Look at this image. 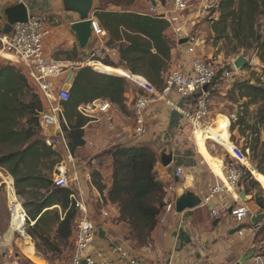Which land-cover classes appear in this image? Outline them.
<instances>
[{"label":"trees","instance_id":"trees-1","mask_svg":"<svg viewBox=\"0 0 264 264\" xmlns=\"http://www.w3.org/2000/svg\"><path fill=\"white\" fill-rule=\"evenodd\" d=\"M106 1L126 6L135 2ZM218 8L221 17L214 27L216 32L222 33L230 26L240 47L255 50L264 65V40L259 30L264 24V0H221ZM94 17L106 32V47L119 52L133 75L142 76L161 89L171 64L172 42L167 35L169 22L151 13L115 12L101 7L95 8ZM93 63L89 65L94 70L84 67L76 72L70 89L72 98L63 105L68 120L62 129L72 153L83 145V127L89 122L77 113L78 107L106 99L123 109L124 95L130 91L127 82L116 77L123 74L120 69H114L110 60L102 61L104 65ZM233 89H238L241 97L249 99L250 103L262 105L258 119L251 127L253 134L260 133L264 127V87L247 81L236 83ZM32 90L20 69L11 64L0 65V167L15 180L17 195L28 216L27 233L41 252L40 242L44 247L53 246L49 233L53 228L56 240L65 243L71 240L76 212L70 205V191L54 186L53 173L61 156L40 138L39 116L43 112V103ZM237 125H246L244 117L232 123L231 132ZM245 132L240 129L243 137ZM108 155L113 158V174L107 199L119 207V222L129 226L127 238L142 244L158 226L165 208V187L155 170L158 156L152 149L142 146V142L115 145ZM257 171L264 175L263 164ZM249 179L251 174L248 172L243 181ZM251 183L258 185L253 179ZM94 184L103 194L104 187L100 183ZM256 203L264 213V199L256 198ZM54 205L60 206L62 215L57 210L43 214L45 209ZM31 222L35 224L31 225Z\"/></svg>","mask_w":264,"mask_h":264},{"label":"built area","instance_id":"built-area-1","mask_svg":"<svg viewBox=\"0 0 264 264\" xmlns=\"http://www.w3.org/2000/svg\"><path fill=\"white\" fill-rule=\"evenodd\" d=\"M196 1L200 3V8L193 9V3ZM21 3L24 4V0H17V4ZM217 3H219V0H174L173 10L170 12L159 11L157 6L151 5L149 13L162 17L169 22L177 38V43L187 39V43L184 46L187 54L193 56V61L189 72L185 71L182 64H176L165 76L164 86L161 89H157L144 77L133 75L126 63L122 59L120 60L125 69L131 74L130 79L123 77L129 83L132 80L136 84L134 86L130 83L129 87L138 93L141 92V94L133 103V126L131 128L125 126L115 130L113 140L116 145L138 144L148 138L149 123L147 111L153 104L158 102H164L176 109L189 122L193 131L198 127L210 126L208 122L212 116L213 92L217 89L220 81L233 78L237 68L232 66L231 69H220L216 58H208L201 53V46L204 42L188 30L194 16L192 13L197 15L202 8L216 6ZM187 17L189 19L181 31L177 27L178 20L179 18ZM5 27L6 23L0 25V52L12 58L7 59L1 56L8 62L16 64L27 79L32 81L43 94L48 108L43 110L39 116V129L45 133V142L49 147L60 146L68 151V162L74 168L72 172L68 168L67 163L63 162L57 166V173L54 174L53 178L56 188L70 191V205L76 212V238L71 264H146L125 244L118 245L113 249V253L116 255L115 260H112L102 249L96 246V241L99 238V227L96 223L95 212L89 198L86 196L84 185L80 181L75 167V158L70 153L68 140L62 129L63 105L72 98L69 88L71 82L68 80L63 88H57L51 82L52 79L69 72L67 66L63 65L65 63L53 61L46 55L45 44L47 39L51 37L54 28L52 19L43 14H29L28 21L15 24L10 34H5ZM105 37L106 32L100 27L97 20L92 19V39L90 42L98 41L101 44V49L96 48L89 59L96 62L101 61L99 58L103 55L101 50L114 55L116 51L106 47ZM105 59L110 60L106 57L102 61ZM206 87H208L207 90L205 89ZM173 95L181 100L190 102V107L186 109L178 106L172 101ZM77 111L79 115L89 119L91 123L100 122L104 117L107 118L108 122H112L113 104L106 99H97L88 104H83L78 107ZM112 129H114L113 126ZM82 141L90 148H94V144L88 142L85 136L82 137ZM221 146L226 150L227 156V160L223 162L224 179L218 178L219 182H216L204 193H201V205L209 208L214 218L219 217L222 213L231 216L236 228L243 227L236 233L239 237H244L247 229H250L252 234L256 235L257 231L264 226V213L262 217L257 216L259 220L254 223V219L257 218L255 217L251 226L247 227L245 224L251 218L250 213L245 206L240 204L241 201L238 199L240 197V185L247 173L251 172L248 165L250 158L247 155L249 151L240 150L234 143H232L230 148ZM182 175V169H176L175 177L180 178ZM0 179L2 191L7 196L11 218L18 214L26 219L25 225L21 228L22 232H24L29 226L28 216L23 201L17 195L15 180L2 167H0ZM169 192L175 193V189L172 187ZM229 198H232L235 202L230 203ZM164 210L168 214H176L175 200L165 202ZM101 216L109 218L110 212L103 208ZM31 225L33 224L31 223ZM16 232L21 233L19 230ZM88 250L90 251L85 255ZM254 260L256 264H264V256L261 254H255Z\"/></svg>","mask_w":264,"mask_h":264},{"label":"crops","instance_id":"crops-1","mask_svg":"<svg viewBox=\"0 0 264 264\" xmlns=\"http://www.w3.org/2000/svg\"><path fill=\"white\" fill-rule=\"evenodd\" d=\"M70 2L71 0H24L29 14H43L52 19L54 28L51 37L47 39L45 44L46 55L53 61L65 63L66 66H71L73 63H76L75 61H79L80 59H89L91 53L94 51L92 47L93 43L91 42L84 50L79 45L77 35L72 30V26L82 21L83 17L78 11L70 9ZM99 2L105 3L104 7H101L103 10L130 12L135 14L149 13V9L152 5L150 0H135V2L129 6H126V4L112 3L106 0H93L92 8L84 19H95L94 10L100 7ZM163 2L164 0H156V6L159 11L165 10L170 12L173 10V8L171 9L162 4ZM14 5H17V0H14L10 4V7ZM167 35L172 42L171 64L168 71L172 70L174 66L179 63L184 66L186 72H189L193 56L187 54L184 45L177 43V38L171 27L167 31ZM104 41H107L106 37ZM115 51L117 53L114 52V55L119 57V52L117 50ZM201 53L205 55L204 52L201 51ZM120 65L121 68L114 69H120L123 74L122 76L130 79L131 74L129 71L125 69L122 62ZM87 66L90 65L87 64ZM70 73L71 71L64 77V84H67V81L70 79ZM130 83L134 86L136 85L132 80ZM71 87L72 84L69 88L71 89ZM129 90L130 91L124 95L123 109L113 104L111 123L104 117L100 122L91 123V121H89L83 127V136L86 137L88 142L94 144V148H90L83 142V145L77 147L73 153L70 150V153L75 158V167L80 181L84 185L86 196L89 198L95 213L99 203L101 205L103 204V207L110 212L109 218L95 215L99 230L101 229L104 231V237L97 239L96 246L102 249L112 260L116 259L113 249L121 244H125L136 255L138 252L135 249V245H133L134 242L127 238L130 231L129 226L119 222V207L108 201L107 194L104 195V198L102 197L92 183L91 173L97 170L102 175L106 174L111 182L108 185L109 187L111 186L113 171L110 168L106 172L103 168V164L104 160H106L105 158L110 159L111 161H109V164H112V159L108 153L112 150L114 145H116L113 140L115 130L125 126H129L130 128L133 126V115L129 116L124 111L127 108L131 109V107L133 109L134 92H137L131 88ZM172 101L182 108L188 109L190 107V102L181 100L175 95L172 96ZM212 115L215 116L218 114H213L212 112ZM62 119L66 120V124L64 125H67V115L65 116L63 113ZM147 119L149 123V138L144 146L152 149L158 156L156 172L158 173L159 181L165 187V202L174 200L176 202V199L185 192H194L201 197V193H204L210 186H213L214 182H219L218 178H220V175L217 171V167L220 163L226 161L225 158H227V156L225 155L223 157L222 155L209 151V153H207L208 157L214 160L216 164L204 160L197 149L193 147L192 141H190L193 138V129L191 125L176 109L164 102L155 103L148 109ZM231 125L229 128L230 133ZM112 126L114 129H112ZM40 135L43 140H45V133L41 131ZM61 148L66 155L63 162L67 163L68 168L73 172V165L69 163L67 159L68 151L64 147ZM87 148L94 150V152L90 154L86 153L84 150ZM53 149L58 152L56 147ZM80 150H82L85 156H77ZM165 150L167 152L169 151L167 155L173 156V162L169 167H164L161 162ZM178 168H181L183 171V175L180 178L175 177V171ZM249 168L252 169V166H249ZM255 172L256 173L252 172L253 177L264 189L258 174L263 178L264 175L257 170ZM55 173H57V167L55 168L54 174ZM172 187L175 189V193L169 192V189ZM90 188L94 190L92 194H90ZM167 191L170 195H167ZM239 196L243 198L242 201L240 200V204L249 210L251 217L247 220L245 225H247V227L251 226L252 220L257 216L262 217L263 212L254 200L253 189L248 181H243L241 183ZM229 202L233 203L235 201L229 198ZM55 210H58L62 215V210L58 205L45 209L43 214ZM31 223L33 225L35 224L34 222ZM8 229L9 227H7L6 233ZM236 229V224L231 216L222 213L219 217L214 218L211 215L210 209L201 205V207L186 211L183 214H168L164 210L160 216L158 226L151 233V236L153 239L165 238L169 242L171 254L166 264H238L240 259L253 249L256 255H260L262 247H258L260 243H257L259 231H257L256 235H253L251 230L247 229L245 236L239 237L234 233ZM75 238L76 233L74 230L70 240L73 244L75 243ZM146 264L153 263L148 262ZM245 264H256V261L253 258L248 260Z\"/></svg>","mask_w":264,"mask_h":264},{"label":"rangeland","instance_id":"rangeland-1","mask_svg":"<svg viewBox=\"0 0 264 264\" xmlns=\"http://www.w3.org/2000/svg\"><path fill=\"white\" fill-rule=\"evenodd\" d=\"M13 1L14 0H0V25L4 23L7 24V19L4 14V10L9 8L10 4ZM219 2H221V0ZM162 4H164L166 7H170L171 9L173 8V0H164ZM104 5L105 3H100V7H104ZM218 5L219 3H217L216 6L214 5L209 8H202L197 15H195V13H192L194 16L193 18L191 17L192 21L190 23L188 31L197 35L198 38L204 42V44L201 46V51L204 52V54L208 58H216L220 69H231L232 66L235 67L234 64L239 58L246 59V65L241 67V69H237L233 78H230L225 81H220L218 83L217 89H215V91L213 92L211 103V110L213 114L218 115L211 116L208 122L210 126L196 128V130L192 132L193 138L190 141H192L191 143H193V147L197 149L198 153L204 158V160L212 162L213 164L215 163V161L210 159L207 153H209L210 151L218 155H222L224 157L226 155V151L221 145L225 146L226 148H230L232 146V143H234L239 147L240 150L245 152L246 150L249 151L247 155L250 158V163L248 165L250 167L256 166L258 169L259 165L263 164L264 167V127L261 128L260 133L258 134H253L254 131L251 130V127H253V125L256 123L258 119L257 116L262 105L250 103L249 99L242 98L239 90H234L233 86L238 82L250 81L252 85H256L257 83L258 85L264 87V65L258 60L257 53L255 52V50H251L248 48L244 49L240 47L238 40L234 38V34L232 33V29L230 26H228L226 30L222 33L216 32L214 27L215 25H217V22L220 20L221 17V11L220 8H218ZM193 6V9L200 8V3L196 1L195 3H193ZM188 19L189 17L179 18L177 25L178 29L182 31ZM228 23L231 24V21H229ZM259 30L264 40L263 23L261 28L259 27ZM92 43V47L94 50L96 48L101 49V44L98 41H94ZM101 52L103 53V55L99 57L101 61L104 58L108 57L112 62L113 67L120 68V56H113V53H107L104 50H101ZM3 57H6L7 59L12 58L7 54L3 55ZM3 57L0 55V65L11 64L18 68L16 64L8 62ZM101 61L98 62L103 64ZM75 62L76 63H73V65L71 66L67 65L69 72L74 70L75 72H78L79 69L84 67H91L94 70L91 65L87 66V64H95L93 62L96 61H93L92 59H80L79 61ZM66 74H63L51 80L55 87H64V77L66 76ZM116 77L123 78L128 85L130 84L128 80H126L123 76ZM28 81L31 85V88L33 89V93L39 95L40 99L42 100L43 110L47 109L48 104L43 94L39 91L37 86L32 81ZM140 94L141 92H134L135 97L133 99V103ZM124 112H126V114L129 116L133 115L132 107L131 109L127 108ZM64 115L66 116L65 111ZM240 117H244L246 125H237L235 131L230 133L229 128L231 123H236L238 121V118ZM61 122L62 124H66V120L62 119ZM240 129L246 130L245 137L240 134ZM40 137L42 138L41 135ZM148 138L142 141L144 143H142V146L145 145V142L148 140ZM56 148L61 156V162H63L66 156L64 150L60 146H56ZM84 151L89 154L94 152V150H90L88 148ZM164 153L169 154V151L167 152L165 150ZM202 153L203 155H205L203 156ZM77 156L81 157L85 156V154L82 153V150H80V153H77ZM110 158L112 159V164H109V161H111L110 159L105 158L106 160H104L103 168L106 172L110 168L113 171V158L111 156ZM225 159L227 160V158ZM61 162L59 163V165L61 164ZM249 173L251 174V180L249 179L247 181L253 189L254 200L256 201V198L264 199L263 187L260 185L259 182L255 180L252 175V172ZM258 176L261 180V184L264 186V178L260 175ZM91 177L94 187H96L94 183H100V185L104 187L103 194L100 193L104 198V195L108 193L111 187H109L108 185L109 183H111L110 178L106 174L102 175L97 170L96 172L91 173ZM252 179L256 181L258 185L252 184ZM89 190L90 194L94 192L92 188H90ZM164 201H166V193L164 195ZM103 208V204L101 205L99 203V206L96 209V213L94 214L96 216H101V210ZM10 219L11 216L9 213L7 196L4 191L0 190V264H71L73 260L74 244L71 241L65 243L62 240H56V230L54 228V230L51 229V231L49 232L53 242V246L44 247V243L40 242L38 244L41 248L40 252L38 250L37 243L32 240L31 242L36 252V259L29 257L23 251V245L25 241L21 233L16 232L12 236L8 235V231L6 233L7 227H10ZM50 226L53 227L54 224ZM28 228L29 226L27 227V230ZM21 231L22 230L20 229V232ZM41 232L43 233L44 231L42 230ZM258 235L259 236L257 238V243H260L258 247H262L260 253L264 256V226L259 230ZM129 240L134 242L133 245H135V249L138 252L137 256L143 259L146 263L152 262L153 264H166L168 262L171 253L169 248V242L165 238L153 239L150 235L148 239L142 241V244H140L137 240Z\"/></svg>","mask_w":264,"mask_h":264},{"label":"water","instance_id":"water-1","mask_svg":"<svg viewBox=\"0 0 264 264\" xmlns=\"http://www.w3.org/2000/svg\"><path fill=\"white\" fill-rule=\"evenodd\" d=\"M150 2L153 6L157 5L156 0H150ZM92 5H93V0H71L70 2V9H74L78 11L83 17L82 21H79L73 24L72 26V30L76 33L79 41V45L82 49H86L90 43V40L92 39V19H84V17L87 16L89 11L91 10ZM4 14L7 19L5 34H10L15 24L26 23L29 18L28 8L23 3L5 9ZM186 43H187V39H183L180 41V45H184ZM234 65L237 69H241V67L246 65V59L239 58ZM75 76H76L75 70L71 71L70 79H69L71 84ZM205 89L207 90L208 87H206ZM161 162L164 167H169L173 162V156L164 153L162 155ZM253 168L257 169L256 166H254ZM201 204H202V200L198 194L194 192H185L176 199L175 211L177 214H183L186 211L194 210L201 207ZM258 220L259 218L257 217L256 219H254L253 222L255 223ZM242 228L243 227L237 228L234 231V233H237ZM103 237H104V231L100 229L99 238H103ZM89 251L90 250H88L85 253V255H87ZM254 256H255V250L253 249L252 251H250V253L242 257L238 264H245L248 260L253 259Z\"/></svg>","mask_w":264,"mask_h":264},{"label":"bare ground","instance_id":"bare-ground-1","mask_svg":"<svg viewBox=\"0 0 264 264\" xmlns=\"http://www.w3.org/2000/svg\"><path fill=\"white\" fill-rule=\"evenodd\" d=\"M0 55H5V53L0 52ZM64 168V167H63ZM252 172L256 173L255 171L257 169L252 167ZM217 171L220 175V179H224V173H223V163H220L217 167ZM186 184V182H185ZM193 187V186H192ZM191 188V187H190ZM193 189V188H192ZM0 190L2 191V186L0 184ZM185 192V191H184ZM239 200L242 201L243 198L239 197ZM26 223V219H24L23 216L15 214L12 218H11V223H10V227L8 229V235L12 236L13 234L16 233V231H20V229L25 225ZM21 235L24 238V245H23V251L31 258L36 259V252L34 250V246L32 244V238L28 235V233H26V231L22 232L21 231Z\"/></svg>","mask_w":264,"mask_h":264}]
</instances>
